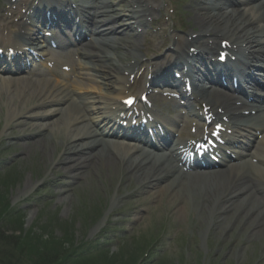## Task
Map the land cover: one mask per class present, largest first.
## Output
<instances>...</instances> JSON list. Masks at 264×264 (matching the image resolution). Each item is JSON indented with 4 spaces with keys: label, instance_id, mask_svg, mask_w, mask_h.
Returning a JSON list of instances; mask_svg holds the SVG:
<instances>
[{
    "label": "bare ground",
    "instance_id": "bare-ground-1",
    "mask_svg": "<svg viewBox=\"0 0 264 264\" xmlns=\"http://www.w3.org/2000/svg\"><path fill=\"white\" fill-rule=\"evenodd\" d=\"M121 1L125 2L124 0ZM210 7H214L216 11L211 12L208 10V7L205 6L201 7L200 10L199 7L192 6L193 9H197L194 15V25H197L200 30L197 31V39H194L195 36L187 39L191 41L192 44L202 39V45L197 49L198 56L205 52V45L208 41H204L207 37L212 40L211 46L207 47L208 52L211 51L217 36V33L214 31L215 29H217V32L220 31L219 33H225L227 30L234 32L239 28L240 30L243 28L239 35L244 33L251 40L254 39L255 34H253V29H255V25L242 27L248 20H245L243 23L240 22L242 17L247 18L243 10L226 9L225 7H221L219 3H214L210 5ZM251 7H253L251 10H255L264 17L263 1H259ZM238 12L241 14H238ZM206 33H210V35H206ZM107 40L113 41L112 38ZM185 45L186 41H182L176 49L181 50ZM116 56H119V54ZM179 58L180 55L175 53L172 56L170 55L168 60L164 59V62L168 65H172L175 64V60ZM194 61V57L186 58V63H192ZM112 64H115V62ZM184 65L185 62L176 64L175 67L179 68L176 70L180 72ZM111 67L117 68L115 66ZM101 72L102 73L98 74L97 77L102 79H105L109 74L107 68H103ZM82 74L84 77L89 76L86 75L85 72H82ZM58 84L59 83L55 84L50 81H42V79L36 78L30 80L17 79L14 81L9 79L1 80L0 116L2 113L4 114L5 125L0 131V141L2 139L8 140V145L15 143L10 141L11 134L14 133L13 136L16 138L26 139L21 145L28 149L32 148L33 153L36 151V143L40 141L44 149V151L41 149V152H43L42 155L48 153L47 156L49 155L50 161L55 154V149H58L57 152L61 153L58 159L61 167L55 169L67 174H70L68 172L74 167L83 168L85 166V164H83L85 161L93 159L94 161L91 169L93 170V168L98 165L96 169L100 171L101 164L99 165V162L103 159H101V157L109 154L107 150L116 151L117 154L114 153V155L120 158V163L112 157L104 158L106 177L112 176L114 173L120 175L116 190L121 186L126 187L130 183H133L136 186V190L126 192L125 196L133 195L138 191L139 195L151 194V196H156L159 194V201L165 199L167 203L180 200L181 202L179 201L176 208L170 213L174 214L173 217L177 222H186L188 213L192 211H196L197 214H200L199 225L201 226H199V230L201 231L202 227L203 235L208 236L210 231L214 229L213 235L219 241V245L215 250V255L225 252L224 257L227 258L229 254L234 257V254L236 256L234 258L240 263L242 260L241 255L246 252V247H248L246 246V241L249 242L253 240L251 245H254L253 249L256 251L254 252V256L259 262L264 260V209L258 208L259 205L262 206V201L258 198V195L262 194L264 196V139H261L259 147H256L252 154L250 153L251 157H249V159H245L239 166L231 167L216 175H206L207 178L210 179L209 181L205 180L206 176L204 175L198 177L190 175V177H184L181 181L180 186L186 185L185 187H179L178 189L171 188L174 183L176 185L178 184V180H172L171 183L161 185L159 189L154 191V183L151 182L153 175L150 172L152 164L145 165L147 159L137 162L140 156H142L141 154H131L126 161L125 156L133 152L132 148L116 143L97 146L99 142L95 140L91 142L86 141L87 143L80 142L84 137H92V133L88 131L89 126L86 124H79V121H82L86 117L75 102L69 103L66 108H62L57 112H48L46 117L43 113L37 114L34 111V106L31 108L28 107V103L39 96H43L49 100H56L57 94L70 98V87L66 86L65 88L60 85L59 87L53 88ZM237 85L238 88L241 86L239 82ZM90 89L96 90L97 92L95 94L99 92L109 93V86L104 81H102L100 85H92ZM76 90L81 91L82 89L78 87ZM202 94L204 99H207V101L211 100L208 93L202 91ZM95 98V102L97 103L101 99L96 96ZM99 117L100 115H93L91 118L93 121H97ZM250 122L251 120H247L245 123ZM100 124L104 125V122ZM100 124L99 122L96 123L97 131H102L101 127H99ZM33 132L39 135V140L34 138L28 142L26 135L32 134ZM245 155L244 153L243 156ZM253 158L258 159V164H252L251 160ZM76 172L77 171L71 172L73 175L70 177H77L78 175ZM45 176L48 177L49 172L46 173ZM89 176L90 172L86 174V177ZM26 182L25 185L28 186V188L25 187V189L16 196L17 198L24 196L33 189L30 186L32 184L28 180ZM188 183H192L193 186H207L206 188H209L212 192L202 187H192ZM35 185L37 184H34V186ZM227 189H229V194H226ZM254 189H256L257 192H255ZM97 195H99V193H96V196ZM90 199L92 200V198ZM58 201L62 203L66 201V199L59 198ZM117 203V197L114 198L113 202L110 201L108 210L104 213L99 224L91 231V234L95 233L102 223L107 220L110 211ZM231 203H237L239 207L233 205L231 207ZM33 214L34 213H31V216ZM133 216L134 217L131 218L132 220H139L138 218H142L136 215ZM145 225V223H142L141 227ZM243 236L245 241L242 243V248H234V250H232L233 245L225 247L228 242L232 241L234 238H239L240 240ZM258 244H261V246L258 247Z\"/></svg>",
    "mask_w": 264,
    "mask_h": 264
},
{
    "label": "rangeland",
    "instance_id": "rangeland-1",
    "mask_svg": "<svg viewBox=\"0 0 264 264\" xmlns=\"http://www.w3.org/2000/svg\"><path fill=\"white\" fill-rule=\"evenodd\" d=\"M4 145L0 142V237L3 238L0 240V264H51L55 261V264H61L65 256L70 254L72 244L86 240L85 236L83 238V230L102 206L104 200L100 192L103 190L100 178L96 177L95 181L93 179L94 183L89 187L82 185L84 190L77 180L68 187H62V194L59 193V196L58 194L53 197L45 196L37 189L36 194L28 198L16 199V196L27 187L25 185L27 180L31 184L41 181L50 157L47 156L48 153L44 152L45 155H42L43 152L38 150L43 149L42 145L36 147L35 153L32 152V148H18L16 145L11 149ZM49 190L53 192L54 189L49 187ZM96 193L99 195L96 196ZM59 198H65L66 201L59 203ZM126 208L122 209L120 228L117 230L119 233L120 230L123 232L122 241L114 242L110 236L111 240H106L107 245L102 246L96 255L77 264H135L146 253L145 245L156 235L159 227L167 226L172 236L178 232L180 233L178 236L182 235V238L189 235L194 228L197 231L199 229L190 214L186 222H177L176 219L173 220L177 223L171 222L172 215L159 204L149 212L141 206L144 208L141 213L147 216L145 219L148 223L145 228H141L139 220L133 222L123 220ZM90 209L92 210L89 211ZM145 210L149 215L143 213ZM31 213L34 214L31 216ZM128 213L130 212L127 211L126 214ZM214 245L216 242L212 240L210 247L213 248ZM175 246L169 245L168 248H164L163 254L151 249L142 264H180V250ZM189 252H192L195 259L193 264H200V260L197 259L198 251L194 246L190 247ZM252 252L254 254L255 250L248 246L245 254L241 255L240 263L234 258L236 257L234 254V257L229 254L225 258L224 254L219 253L211 260L202 259L201 264H253L248 263L251 261L250 254L255 259ZM186 254L189 256V253Z\"/></svg>",
    "mask_w": 264,
    "mask_h": 264
},
{
    "label": "trees",
    "instance_id": "trees-1",
    "mask_svg": "<svg viewBox=\"0 0 264 264\" xmlns=\"http://www.w3.org/2000/svg\"><path fill=\"white\" fill-rule=\"evenodd\" d=\"M0 238H1L0 240H3L2 237H0ZM29 243H30V242H29ZM11 244H12L11 246H13L14 243L12 242ZM26 246L29 247V246L27 245V243H26ZM81 261H82V260H78V259L76 258V256L68 255V256L65 257V260L61 262V264H66V263H69V264H77L78 262H81ZM55 263H56V261L53 262V263H51V264H55ZM35 264H36V263H35ZM48 264H50V263H48Z\"/></svg>",
    "mask_w": 264,
    "mask_h": 264
},
{
    "label": "snow or ice",
    "instance_id": "snow-or-ice-1",
    "mask_svg": "<svg viewBox=\"0 0 264 264\" xmlns=\"http://www.w3.org/2000/svg\"><path fill=\"white\" fill-rule=\"evenodd\" d=\"M222 60L224 59V56L223 55H221V57H220ZM127 103H132V101L131 100H129V101H127Z\"/></svg>",
    "mask_w": 264,
    "mask_h": 264
}]
</instances>
